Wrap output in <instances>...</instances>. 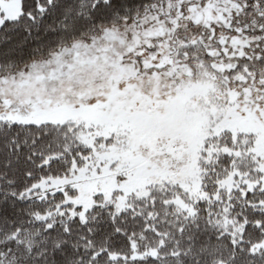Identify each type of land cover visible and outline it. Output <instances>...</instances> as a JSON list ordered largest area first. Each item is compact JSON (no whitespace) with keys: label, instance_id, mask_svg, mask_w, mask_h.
<instances>
[{"label":"snow or ice","instance_id":"snow-or-ice-1","mask_svg":"<svg viewBox=\"0 0 264 264\" xmlns=\"http://www.w3.org/2000/svg\"><path fill=\"white\" fill-rule=\"evenodd\" d=\"M0 264H264V0H0Z\"/></svg>","mask_w":264,"mask_h":264}]
</instances>
